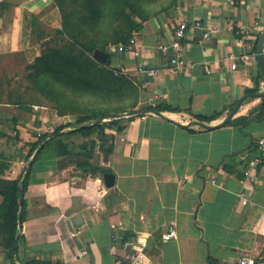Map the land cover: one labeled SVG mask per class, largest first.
I'll use <instances>...</instances> for the list:
<instances>
[{"label": "crops", "instance_id": "1", "mask_svg": "<svg viewBox=\"0 0 264 264\" xmlns=\"http://www.w3.org/2000/svg\"><path fill=\"white\" fill-rule=\"evenodd\" d=\"M57 11L54 0H0V60L22 57L33 66L44 56L40 48L49 39L47 30L60 29ZM142 14V28L133 34L142 57L112 55L108 71L122 88L108 105L146 110L164 104L176 111L146 112L130 121L133 115L121 116L125 129L115 136L110 153L97 158V148L86 167L59 156L57 144L50 142L29 167L17 264H116L126 253L122 241L139 238L146 239L152 264L264 258V163L253 168L252 178L243 172L257 155L258 139L264 138V120L244 129L221 126L242 98L264 92L254 55L264 33V0H172ZM198 20L219 31L203 39L199 30H190L183 41L186 67L169 73L158 47L171 42L183 21ZM257 21L263 32L255 30L248 44L242 42L237 30ZM244 54L251 55L247 64L240 60ZM230 58L236 70L229 68ZM140 63L159 73L138 75ZM121 66L129 72L116 76L114 68ZM2 95L0 81V179L15 181L34 158L28 155L38 134L61 127L70 115L59 114L48 100L28 102L27 110L26 102L11 104ZM261 101L248 98L231 121L257 116ZM214 115L209 123L197 120ZM106 175L114 177L112 187ZM170 226L178 237L165 242ZM84 250L88 255L81 257ZM0 264H13L1 245Z\"/></svg>", "mask_w": 264, "mask_h": 264}, {"label": "trees", "instance_id": "2", "mask_svg": "<svg viewBox=\"0 0 264 264\" xmlns=\"http://www.w3.org/2000/svg\"><path fill=\"white\" fill-rule=\"evenodd\" d=\"M172 1V0H171ZM167 5V4H166ZM96 6L91 9V21L92 28L97 27V21L99 18L96 13ZM133 9V10H132ZM166 7L164 10H167ZM132 12L138 17L139 21L129 17L127 13H122L123 18H126V26L115 35H108V42L104 44L114 43L127 45L135 32H139L142 28L141 16L143 9L131 6ZM105 14V12H103ZM102 15V11H101ZM90 20V19H89ZM104 24L101 22L99 25L103 29ZM107 32H110V28L105 27ZM118 28V27H117ZM118 31V30H117ZM60 33V32H58ZM101 35L99 32L98 36ZM101 40L95 41V47L86 53L81 54V62H75L71 64L68 62V58L64 55L58 56L59 59L65 58L66 62H59L56 69L47 68L44 71H38L33 69L30 75L35 87L45 96V98L55 105L61 115H73L77 117L76 121L66 126L54 127L52 131L42 133L34 143H31V149L29 151L28 159H32V165L38 160L44 149L50 142H54L58 147V155L66 157L71 163L76 164L78 167H86L89 165L88 159L94 158L95 150L97 147L98 139L101 142L100 150L109 154L113 141L117 133L124 131V121L121 116L130 112H141L143 110H137L135 106L129 110H124L122 107L109 106L108 103L122 88L121 84L113 78L108 69H100L99 65L107 66L111 62L112 54H108V60L105 63L100 61L95 62L96 59L90 55L96 50L105 51L103 44H100ZM123 42V43H122ZM258 42L255 47H257ZM53 55H45L36 60V63H47L49 58ZM72 58V57H71ZM52 66L53 64H49ZM34 67V66H33ZM53 75V76H51ZM33 79L37 80L34 81ZM36 82V83H35ZM253 91L248 90L247 94H251ZM89 99L92 104L89 105ZM99 102L105 106H95L93 103ZM93 105V106H92ZM147 112H153L160 114L165 111H176L175 109L167 105L152 106L146 109ZM81 113V114H80ZM81 115V117H79ZM142 115V113H136L128 118L130 121L133 117ZM216 115L212 117H198L200 122H211L216 119ZM107 119L109 122H99L100 120ZM264 120V98L262 99L260 112L257 116L240 117L231 121L230 125H237L244 129L251 121ZM76 124V126H74ZM70 125H73L72 128ZM16 129V127H15ZM60 139L56 141L57 139ZM87 141L81 142L80 139ZM79 140V141H77ZM30 144H24L28 147ZM86 160L83 162V160ZM32 168V166H31ZM31 168L22 174L18 180L6 181L0 179V196L3 198V202L0 205V245L7 248L9 251V259L13 264H17V244L21 241L20 228H19V203L22 199V219H25L26 201L25 195L29 190ZM22 191V195L20 194ZM15 249V253L13 250ZM29 264H52L51 262H45L40 260H33ZM210 264H213L211 260Z\"/></svg>", "mask_w": 264, "mask_h": 264}, {"label": "rangeland", "instance_id": "3", "mask_svg": "<svg viewBox=\"0 0 264 264\" xmlns=\"http://www.w3.org/2000/svg\"><path fill=\"white\" fill-rule=\"evenodd\" d=\"M170 1L171 0H54L61 20V22H59L60 29H48L49 39H47L46 42L44 41L43 45H41L42 48H40L45 55H53V57L49 58L47 63L44 62L40 64V62H34V67L32 65L29 66V61L22 59V57L15 61L14 59L0 60V81L3 92L1 99L6 102L9 101L11 104L16 103V101L20 102V104H25L26 102L23 107L27 110L30 108L28 102H32V104L36 105L46 104L47 99L44 95L39 93L32 82V78H30L33 69L37 70V72L44 71L46 68L48 70L52 68L56 69L59 62H66L65 58L59 59L60 57L58 56L62 55L69 57V63L73 60L71 64L81 62V54L94 49L96 44L95 41L97 42V40H101L99 43L103 44L102 47L105 51L102 52L109 54L110 47L116 44L110 42L108 44L104 43L108 42V35H115L117 33L118 37L119 34L122 33L121 30L123 31L125 28L126 18H123L122 13L126 12L129 17L138 21V17L132 12L133 9L131 10V6L134 5L136 8L143 10H152L165 6ZM94 5L97 8L96 13H98L99 18H101L97 21V24H95L98 28H92L91 9H93ZM103 12H105V14ZM101 22L104 24L103 26L110 28V32H107L105 27H103V29L99 27ZM119 30L120 33H118ZM99 32H101L100 36H98ZM90 56L96 59L95 62L100 61L95 57V53L94 56L93 54ZM107 60L105 62H107ZM111 63L112 62L107 64L105 69H111ZM49 64L53 65L50 66ZM33 80L37 82V80ZM87 100L89 105H91L92 102L89 99ZM98 104L100 106H105L98 101L93 103L95 106H99ZM70 116V121L67 122L66 120V124H71L73 121L75 122L77 120L75 114ZM79 117H81V115ZM101 121L109 122L107 119L100 120L99 122ZM66 124H62V126ZM72 126L73 125H70L68 128L71 129ZM74 126H76V124ZM98 141L97 147L99 146V151L95 156L101 158L103 152L100 150L101 142L99 139Z\"/></svg>", "mask_w": 264, "mask_h": 264}, {"label": "built area", "instance_id": "4", "mask_svg": "<svg viewBox=\"0 0 264 264\" xmlns=\"http://www.w3.org/2000/svg\"><path fill=\"white\" fill-rule=\"evenodd\" d=\"M260 22H255L253 27L245 26L237 30V35L240 37V40L244 43H249L252 39L253 32L261 31L263 32ZM199 30L202 33L203 39H208L212 34H216L219 31L217 26L210 24H203L201 21H195L192 24L183 21L175 30L173 39L167 45H161L158 47V50L167 57L168 67L167 71L171 74L182 72L186 67V62L184 60V50H183V41L187 37V33L190 30ZM119 53H128L131 54L134 58L139 59L142 57V46L137 40L136 35H134L127 45L118 44L111 46L109 49V54L115 55ZM254 55L257 53L254 50ZM231 59V58H230ZM240 60L247 64L251 60V55L244 54L240 57ZM229 61V68L231 70H236L237 62L233 59ZM129 70L125 66L114 68V73L116 76L125 75ZM207 72L209 70L207 69ZM136 73L138 75H146L154 77L159 73L158 69L149 67L146 64H139L136 68ZM47 131H52V128L49 127ZM42 133L38 134V137ZM264 163V138H259L257 141V155L253 158L250 165L243 166V172L245 177H253V168H257ZM178 234L174 226H170L168 231L163 235V240L165 242L173 241L177 239ZM118 241V239H115ZM146 239H136L135 241L123 240L122 249L126 252L125 255L120 258L116 264H152L146 253ZM88 255V251L84 250L81 252V257ZM236 264H264V258L256 259L252 256H243L240 257Z\"/></svg>", "mask_w": 264, "mask_h": 264}, {"label": "water", "instance_id": "5", "mask_svg": "<svg viewBox=\"0 0 264 264\" xmlns=\"http://www.w3.org/2000/svg\"><path fill=\"white\" fill-rule=\"evenodd\" d=\"M95 57L100 60L101 62H105L108 59V54L102 52L101 50H97L95 52ZM257 59H258V65L259 68L263 74V78H264V33L261 35V37L258 40V45H257ZM257 98V99H263L264 98V92L262 93H258V94H252V95H246L244 98H242L237 106L235 107V109L233 110V112L224 120V122L221 124V126H225L227 124L230 123V121L232 120V118L239 112L240 107L243 105V103L248 99V98ZM146 110H143L141 112H130L129 114H127L128 116L131 115H135L136 113H146ZM206 128H209L205 125H202ZM32 162H30L29 164L25 165L22 171V174L26 173V171L29 169V167H31ZM105 180H106V185L108 187H112L113 183H114V177L112 175H106L105 176ZM20 194L22 195V191L20 190ZM22 212H23V207H22V199L20 200L19 203V228L20 230L22 229ZM18 241V239H17ZM17 241L15 243V245H17ZM13 253H15V249L13 250Z\"/></svg>", "mask_w": 264, "mask_h": 264}]
</instances>
